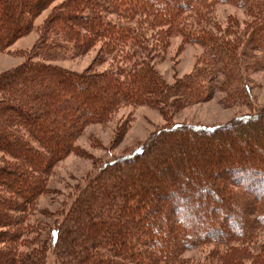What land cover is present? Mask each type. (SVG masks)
<instances>
[{
  "label": "trees",
  "instance_id": "trees-1",
  "mask_svg": "<svg viewBox=\"0 0 264 264\" xmlns=\"http://www.w3.org/2000/svg\"><path fill=\"white\" fill-rule=\"evenodd\" d=\"M53 1L0 0V50ZM213 3H233L252 19L224 34L209 15ZM42 27L33 56L53 59L100 43L118 62L76 74L29 59L0 76V264H48L44 247L25 246L26 216L45 174L77 149L87 126L122 106L192 103L217 87L228 103H251L246 73L264 68V0H66ZM156 29L158 48L172 35L204 48L200 66L175 85L152 64ZM190 128L159 130L81 188L50 233L58 264H195L186 253L205 246L210 251L196 264H264V110Z\"/></svg>",
  "mask_w": 264,
  "mask_h": 264
},
{
  "label": "rangeland",
  "instance_id": "rangeland-1",
  "mask_svg": "<svg viewBox=\"0 0 264 264\" xmlns=\"http://www.w3.org/2000/svg\"><path fill=\"white\" fill-rule=\"evenodd\" d=\"M65 1L51 2L36 17L30 31L12 41L6 49L0 50V76L23 66L29 59L41 60L76 74L102 73L117 65L118 61L113 55L101 53L100 43L88 50L70 49L53 59L43 60L40 56L32 55V51L38 48L37 45L43 39L44 22ZM209 15L216 23L214 28L228 35H234L232 30L235 26L243 30L252 19L245 9L233 3H213ZM150 31L151 46L155 45L159 50L152 64L168 84L180 83L200 66L204 53L200 44L187 43L181 35H172L167 36L161 48H158L159 30ZM247 76L253 97L251 103H228L227 92L217 87L211 97L202 101L187 103L183 99L171 98L169 105L122 106L106 122L87 126L75 141L77 149L54 163L51 171L45 174L44 190L26 216L25 226L28 227L23 236L25 246L44 247L47 263L58 264L50 233L66 217L64 208L67 204L80 194L81 188L90 183L106 163L131 155L139 147L149 145L159 130L174 125L191 126L192 131L193 127L223 126L240 116L263 111L264 68L248 71ZM223 78V75H219L220 80ZM216 85L219 86L218 82ZM175 133L182 134L180 131ZM2 155L0 152V163H4L1 161ZM261 241H264V233ZM210 248L205 246L190 250L185 256L195 264L203 262Z\"/></svg>",
  "mask_w": 264,
  "mask_h": 264
}]
</instances>
